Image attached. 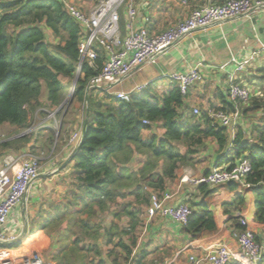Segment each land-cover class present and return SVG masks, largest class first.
Segmentation results:
<instances>
[{
	"label": "trees",
	"instance_id": "16d2710c",
	"mask_svg": "<svg viewBox=\"0 0 264 264\" xmlns=\"http://www.w3.org/2000/svg\"><path fill=\"white\" fill-rule=\"evenodd\" d=\"M82 34L81 26L59 1L0 0V156L24 149L38 154L36 149L53 142L48 137L44 145L40 133L18 134L30 126L37 108L60 105L64 89L59 76L75 77ZM88 61L84 58L72 93L77 101L87 104L81 140L70 159L71 178L64 198L66 208L74 205L76 209L63 213L55 210L52 217L41 220L37 213L31 220L37 229L42 225L70 237L69 242L64 239L63 245L53 250L51 259L55 264H106L95 242L101 228L96 214L106 213L108 203L127 195L133 196L138 205L148 204L147 188L151 192L164 190L167 182L176 178L180 166L192 164L191 155L197 153L192 147H203L209 137L215 139L218 150L233 149L230 165L242 155L249 159L252 171L245 181L255 192L254 219L264 222V65L248 77L247 84L255 92L240 111L241 116H253L258 111L261 116L252 120L247 130L240 128L229 143L226 128L213 125L207 112L195 115L183 106L184 96L175 83L158 96L150 93L152 82L139 93L131 94L127 101L105 95L106 103L96 102L90 91L86 94V87L103 66V51L98 50L92 65ZM42 86L46 89L47 106L39 100ZM215 110L229 112L234 107L228 100ZM158 123L164 129L162 136L158 138L153 133L144 138V132L152 131ZM177 143L187 149L181 152ZM136 154L144 160L132 167ZM198 189L203 194L211 192L204 184L198 185ZM238 202L240 205L242 198ZM190 207L192 213L183 226L185 232L195 235L215 229L213 211L205 203H191ZM121 213L128 217L127 226L111 225L104 229V234L110 242L112 237H118L117 245L124 255L120 258L116 255L108 264L126 262L135 246L133 232L138 224V210L129 204ZM235 218L236 229H242L240 217ZM74 228H78V234ZM122 236H127L129 243L120 239ZM85 238L91 242L83 243ZM108 252V257L113 255L112 250ZM90 254L92 259H88Z\"/></svg>",
	"mask_w": 264,
	"mask_h": 264
},
{
	"label": "crops",
	"instance_id": "0c3cea01",
	"mask_svg": "<svg viewBox=\"0 0 264 264\" xmlns=\"http://www.w3.org/2000/svg\"><path fill=\"white\" fill-rule=\"evenodd\" d=\"M73 1L85 9L90 8L92 4L90 0ZM223 1L188 0V3L184 5L182 0H135L134 5L137 9V24H140L145 16L149 17L148 28L150 32L159 33L166 27L183 19L191 7L206 3L220 4ZM121 14L123 15V26L121 27L123 30L126 18L124 11H121ZM263 43L264 8L253 10L247 16L238 17L233 20L214 24L203 30L192 32L189 36L184 37L169 47L164 53L158 55L155 62L145 63L134 69L128 77L117 85V88L121 91H128L136 86L153 82L150 93L152 96H158L170 89L171 84H173L168 78L169 73L183 71L194 64L200 63L199 69L202 78L194 86L189 88L186 96L183 97V106L189 110L197 107L201 113L211 109L215 110V108H222L224 103H228L226 92L228 87V73H235L237 82L244 80L247 82L252 72L256 68L264 65V49L261 47ZM253 52L256 54L252 55ZM250 56L251 60L245 65V68L235 72V63L230 62V59L234 58L235 61H238ZM227 62H230V64L224 68L225 70H220V65ZM59 79L62 85H65L61 79V75ZM93 93L95 95L92 94V96H96V94L99 95L101 92L98 94V91H94ZM37 115L38 113L34 114L33 120L37 118ZM74 118L78 121L79 117L75 115ZM39 119H41V123L46 128L50 126L47 118L41 117ZM252 119L254 118L251 115L241 116L237 120L234 128L228 127L226 129L229 136V143L240 128L247 130L251 127L250 121ZM44 130L47 131L46 129H42L37 133H40L42 137V131ZM163 131L164 129L158 123L156 127H153L152 131H145L143 137L148 138L155 133L159 138L162 136ZM32 143L33 140L29 144ZM177 146L181 152L187 149L186 146L180 143H177ZM192 148L197 149V153L191 155L192 164L180 166L176 170V178L173 181L167 182L164 190L176 192L173 201L187 202L190 206L191 203H205L213 211L215 229L205 230L191 235L185 232L182 226L171 221L169 218L155 216L152 219H148L146 208L149 204V198L148 204L138 205L134 202L133 196L131 195H127L124 198L117 197L114 203H108L106 205L109 211L106 213L98 212L96 214L101 228L95 242L101 248L106 264L111 263L112 258L116 255L120 258L124 253L117 245L118 237H112L111 242L108 241V238H105L104 229H109L111 225L118 227L127 226L128 217L121 212L129 204L131 208L134 207L138 210V224L133 232L135 246L127 261H123L122 264H192L188 260V255H199L202 249L208 246L217 243H227L235 247L236 241L233 237V232L237 230L236 226L238 221L235 218L237 216L245 217L248 220L249 225L256 232L257 239H260L264 235V222H257L254 219L255 192L252 186L237 183L219 184L208 186L211 192L207 194L201 193L198 186L194 185L184 184L180 189L177 188L179 178L184 173L199 176L215 167L229 166L234 157L232 148L228 149L227 147L218 150L217 143L212 137L206 138L203 147L196 148L194 146ZM70 159L69 156H59L58 160L55 159L54 166L49 167L51 163L49 162L43 168L41 178L44 177L42 183L46 186V189L41 191L43 197L41 205L35 206L34 210V203L31 205V202H29L26 206H23L22 214L14 212L7 224L0 229L7 236L11 233L16 238L23 231V223L26 217L28 221V233L19 242L11 244L0 243V247L17 245L15 248L8 247L11 248L13 254L17 257L26 254V252L38 251L43 256L50 258L52 252H54L53 250L56 248L59 249L63 245L64 239L68 240V242L70 241V237H66V234L54 232L53 229L51 230L49 227L45 228L42 225H39V229L33 227L30 230L33 225L31 220L37 216V213L40 214L38 219L41 220V218L52 217L55 214V210L63 213L76 209L74 205H69L68 208L64 206L66 202L64 198L69 189L68 184L70 182V172L73 164ZM141 160H144V157L136 154L131 162V166H136ZM219 160H222V164L220 165L218 164ZM41 178L39 179L41 180ZM48 184L49 188L47 189ZM147 190L148 196L153 192H160H151L148 188ZM239 197L242 198L240 205L238 202L240 200ZM29 201L33 202V197ZM24 207L26 211L23 214ZM73 231L76 234L79 233L78 228H74ZM59 235L60 238H58ZM120 239L124 240L126 244L129 243L127 236H122ZM88 242H91V239L85 238L83 241V243ZM110 250H112L113 255L108 257L107 254ZM89 256L88 259L93 258L91 254ZM95 259L97 258L95 257ZM260 264H264V258Z\"/></svg>",
	"mask_w": 264,
	"mask_h": 264
},
{
	"label": "built area",
	"instance_id": "2783aa9c",
	"mask_svg": "<svg viewBox=\"0 0 264 264\" xmlns=\"http://www.w3.org/2000/svg\"><path fill=\"white\" fill-rule=\"evenodd\" d=\"M61 2L67 14L76 21L82 29V38L78 44L79 61L77 71L80 70L84 58L92 59L98 50L104 53V63L100 71L92 76L87 91H98L116 99L129 100L131 94L139 93L148 84L136 86L128 91H121L117 85L128 77L134 69L145 64L153 63L158 55L164 53L184 37L196 30H203L214 24H219L238 17L247 16L256 9L264 8V0H224L220 4L206 3L193 6L188 14L175 24L166 27L159 33L150 32L149 17H144L137 24V9L132 0H90L91 7L83 8L73 0H56ZM186 5L188 0H182ZM123 8L126 21L124 29L120 27V9ZM264 49V43L261 44ZM256 54L255 52L252 53ZM251 60V56L242 60L230 59L235 63L234 70L240 71ZM230 62L220 65L225 70ZM200 63L194 64L183 71H173L168 78L175 83L180 94L186 96L189 88L201 80ZM228 100L234 110H208V116L213 119V125L228 128L235 127L241 117L237 105L247 103L252 90L244 82H237L235 73H228ZM195 115L201 113L197 107L192 108ZM148 123L147 121H143ZM81 129V128H80ZM81 130L75 131L69 137L68 143H79ZM252 168L249 159L242 155L227 167H215L199 176L184 173L179 178L177 188L189 184L215 186L227 183H246V177ZM39 158L27 149L12 151L0 158V229L4 227L11 215L16 212L23 198L27 196L32 185L40 174ZM175 193L170 190L153 192L149 196L146 208L148 219L155 216L166 217L171 221L185 226L192 213L187 202L173 201ZM242 229L233 232L235 247L227 243H217L202 249L199 255L189 254L188 260L192 264H260L264 258V235L257 239L256 232L249 225L245 217L239 220ZM15 238L11 233L7 236L0 231V243L4 244ZM8 244V243H7ZM0 264H55L53 259L43 256L38 251L26 252L15 256L8 247H0Z\"/></svg>",
	"mask_w": 264,
	"mask_h": 264
},
{
	"label": "rangeland",
	"instance_id": "374dc122",
	"mask_svg": "<svg viewBox=\"0 0 264 264\" xmlns=\"http://www.w3.org/2000/svg\"><path fill=\"white\" fill-rule=\"evenodd\" d=\"M132 1L134 2L135 0H132ZM123 8H124V6L120 9V11H122ZM122 18H123V15L120 13V19L119 20L121 22H122ZM50 40H51V42H55V40L52 38ZM61 79L65 85H62L64 92H63V95H62V98L60 101V105L57 106L56 108H51V109L48 107L37 108V110L34 112V114L38 113L37 118L35 120H33V118H32L30 126L26 130H24L18 134V135H24V134L29 135L31 132L36 134L37 132H40L42 129H46L47 131H45V130L42 131L43 136L41 137V139L44 140L43 144L45 145L49 138H51L53 140V142L51 144H49L48 147L36 149V151L38 153V154H36V156L39 158L40 172H42L43 168L45 166H47V164L49 162L53 163V164L50 163L49 167L54 166V164H55L56 160H58L59 156H61V157L69 156V158H71L72 154L74 153V150L76 149L78 144L75 142L68 143L69 137L75 131L82 130L80 128H81V123L83 122V118H84V111L86 112L87 104L86 103L83 104V103L77 101L72 95L73 89H74V77L66 79V76L61 75ZM243 82H245V84H247L246 80L242 81L241 83H243ZM247 86L253 91L252 93L254 94L255 89L252 88L251 86H249L248 84H247ZM90 92H91L90 95L91 94L95 95V93H93L94 91H90ZM88 93H89V91L86 90V94H88ZM98 94H99V92H98ZM94 95L92 97L96 99V102L97 101L99 103L100 102L101 103L107 102L106 98H104L105 97L104 94L100 93L99 94L100 97L97 94H96V96H94ZM45 99H46V89L44 86H42L41 93L39 96V100L42 104H46V106H47L48 102ZM247 103L238 104L237 107H238L239 111H241V109L243 107H245ZM40 112H43L44 115H40ZM260 114H261V112H259V111L256 112L253 116H257V117L256 118L253 117L254 119H252V120L253 121L258 120V118L261 116ZM75 115H77L79 117L78 121H76V118H74ZM41 117L47 118V120L49 121L50 126L48 128L43 126V123H41L42 121H41V119H39ZM73 120L75 122H70ZM69 122H70V124H69ZM250 123H252V121H250ZM11 137H14V135ZM33 138L34 137H31V139H33ZM55 144L57 145L56 148L54 147ZM41 175L42 174L40 173L38 175V177L36 178V180L34 181L32 188H31V191L25 197L24 202L21 201V203L19 204V206L16 210V213L22 214L21 211H22L23 206H26L29 202H31V205L34 203V205H33L34 210H35V206H40L41 203L43 202L42 201L43 197L41 195V191L46 189V186L42 183L43 182L42 179H44V177L41 178ZM39 178H41V180ZM48 188H49V184L47 185V189ZM31 197H33V202L29 201ZM25 211L26 210H24L23 213H25ZM33 225L34 226H31L32 228L30 230H32L33 227H37V226H35V224H33ZM51 230H52V228H51ZM8 247L15 248V247H17V245L8 246Z\"/></svg>",
	"mask_w": 264,
	"mask_h": 264
},
{
	"label": "water",
	"instance_id": "95a60500",
	"mask_svg": "<svg viewBox=\"0 0 264 264\" xmlns=\"http://www.w3.org/2000/svg\"><path fill=\"white\" fill-rule=\"evenodd\" d=\"M77 75H78V71L76 72V75H75V77H74V85H75V83H76V79H77ZM81 136H82V134H81ZM81 140V139H80ZM79 143H80V141H79ZM79 143H78V145H79ZM24 200H25V198H23V202H24ZM25 210V207H24V209H23V211ZM24 214V213H23ZM25 216V215H24ZM28 233V221H27V219H26V217H25V219H24V223H23V231L21 232V234L20 235H18L16 238H14L12 241H10V242H7L8 244H11V243H15V242H19L26 234Z\"/></svg>",
	"mask_w": 264,
	"mask_h": 264
},
{
	"label": "clouds",
	"instance_id": "9594fccd",
	"mask_svg": "<svg viewBox=\"0 0 264 264\" xmlns=\"http://www.w3.org/2000/svg\"><path fill=\"white\" fill-rule=\"evenodd\" d=\"M81 134H82V132H81ZM81 139V138H80Z\"/></svg>",
	"mask_w": 264,
	"mask_h": 264
}]
</instances>
